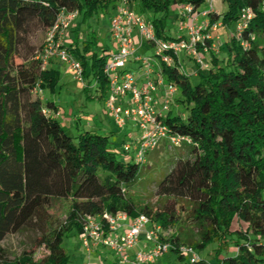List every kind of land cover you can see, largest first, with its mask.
I'll use <instances>...</instances> for the list:
<instances>
[{
    "label": "trees",
    "instance_id": "trees-1",
    "mask_svg": "<svg viewBox=\"0 0 264 264\" xmlns=\"http://www.w3.org/2000/svg\"><path fill=\"white\" fill-rule=\"evenodd\" d=\"M120 1L0 0V242L35 220L43 230L38 241L49 250L42 260L34 258L33 249L10 259L0 248V264H71L65 237L81 234L88 214L144 213L166 228L181 209L198 228L199 238L191 247L198 253L212 243L216 247L212 259L199 253L192 262L180 251V234L174 233L170 251L178 264H264V0H224L223 12L210 8V0H128L138 13L154 14L148 19L162 39H173L166 27L176 6L207 9L210 21L221 20L225 26L237 24L247 8L253 13L242 38L234 30L226 41V60L212 52L208 68L196 60L194 68L177 59L162 63L166 80L177 85L185 107L183 113L172 107L166 123L191 143L184 144L187 156L178 157L158 184V194L182 203L161 211L139 207L128 195L145 165L117 150L111 133L82 129L72 136L58 118L44 113L54 103L34 93L38 82L55 92L60 71L52 64L42 67L36 57L42 46L33 45L32 35L53 26L64 8L77 11L86 23L95 14L112 16ZM77 27L67 46L83 64L88 79L84 89L94 84L97 95L107 97L109 49H98L96 32L80 41ZM199 50L203 55L202 45ZM53 198L68 200L70 209L66 220L47 232V207Z\"/></svg>",
    "mask_w": 264,
    "mask_h": 264
},
{
    "label": "built area",
    "instance_id": "built-area-1",
    "mask_svg": "<svg viewBox=\"0 0 264 264\" xmlns=\"http://www.w3.org/2000/svg\"><path fill=\"white\" fill-rule=\"evenodd\" d=\"M209 7L213 8V5L209 4ZM181 8L182 34L176 39L158 37L154 23L138 13L128 0L120 1L110 20L111 37L116 49L109 50L106 56L105 72L109 76L110 87L105 105L121 127L130 121L138 126L139 136L126 141L122 151L134 156L142 165H146L150 152L163 142L169 150L191 143L190 137L174 131L166 123V116L172 109L178 87L166 80L162 63L170 65L176 59L180 60V53H184L194 58L202 68H208L209 62L204 59L199 46L208 48V40H214V33L224 26L221 20L210 21L207 9L195 11L191 4H185ZM78 16L77 11L62 9L54 25L48 28L46 41L36 57L43 68L49 66L53 59L69 64L75 77L83 82V64L64 41ZM201 16L205 18L202 21ZM252 17L250 8L243 11L235 30L239 38H242L243 30ZM142 43L156 46V55L160 59L138 53V46ZM249 44L246 40L242 41L243 46L247 47ZM131 61L138 62V73L127 67ZM34 93L44 100V89L40 82L34 87ZM43 111L55 118L61 115L54 107H45ZM150 223L152 227L149 228ZM142 232L154 242V246L149 250L136 251L132 258L128 249L139 243ZM160 232L161 226L153 223L147 214L131 217L125 211H105L101 215H86L81 235L87 248L102 244L117 251L121 264H152L172 247V242L163 240ZM180 251L192 262L199 258V253L191 246L181 245Z\"/></svg>",
    "mask_w": 264,
    "mask_h": 264
},
{
    "label": "rangeland",
    "instance_id": "rangeland-1",
    "mask_svg": "<svg viewBox=\"0 0 264 264\" xmlns=\"http://www.w3.org/2000/svg\"><path fill=\"white\" fill-rule=\"evenodd\" d=\"M209 4H212L213 9L219 12H223L227 8V2L224 0H212L209 1ZM172 10L173 14L170 16L166 32L173 39H176L182 34V31H180L182 20L178 17L179 11L175 7H173ZM143 15L146 18L154 17V14L149 12H144ZM110 20V14L105 13L95 14V16L86 23H83L77 18L64 40L66 45L72 42V37H74L75 29L78 24L79 27L77 28L80 30V41L87 38L92 32H96L99 35L98 49L100 51L103 47L109 50H115L116 46L112 41L110 32ZM230 26L233 31L237 28L236 23H232ZM47 33L48 29H40L32 35L31 40L36 48L44 44ZM216 33H214V40H212V44L208 46V48L205 49V46H202L205 49L204 52L207 53V59H205L207 61H210L212 52L219 56L220 60H226L227 57L226 48L224 47L227 37L223 38L222 34H220V38H217L215 35ZM231 35L230 32V36ZM107 52L108 51H106V53ZM156 52L157 47L151 46L146 54L159 60L160 58L156 55ZM180 60L186 67H191L192 65L196 67L195 59L186 56L184 53H180ZM54 66L60 71V82L55 92L44 89V101L48 99L54 100V106L61 112L58 119L66 131L72 136L77 135L78 129L75 125L76 119H79V124L85 125L89 123L101 133H111L110 139L113 146L122 152L124 143L129 141L132 135L139 133L138 126L131 121V123L127 122L123 127L118 125L114 116L106 108V97L100 98L97 95L98 93L94 84L91 85L89 91H86L84 86L88 83L87 78L84 77L83 82L79 81L75 77L69 64L65 62L59 61L55 63ZM133 71L138 73V70ZM192 79L194 80L195 76H193ZM180 97L181 92L179 91L174 97L172 106L174 113H183L185 110V107H183L179 101ZM71 120L73 123L70 125L67 121L72 122ZM163 144L166 143L163 142L161 146H158L150 152L148 155V162L143 168L141 178L127 189L128 195L132 197L137 206L143 207L149 205L155 211H161L165 206L171 205L180 207L182 201L158 194V184L167 174L173 163L176 162L178 157L187 156L188 154L185 145L174 150H169L167 145L165 147ZM183 203L188 206L187 202L183 201ZM69 209L70 202L68 200L53 198L50 205L47 207L48 217L45 230L48 232L51 228L62 224L67 218ZM178 215V219H175L174 224L171 226L165 228L160 225V235L163 240L171 242L173 234L179 233L182 244L191 246L190 243L199 238L198 228L196 225L189 224L186 220V212L184 210L181 209ZM153 223H155V221ZM148 226H151V223ZM42 232L43 230L36 225V221L34 220L26 224L20 231L9 234L0 242V248L4 251L6 257L10 259L19 256L26 249H33L35 251L34 258L36 260H42L49 254V250L44 245H40L38 241ZM153 244L154 242L147 239L146 233L142 232L139 243L135 247L129 248L128 252L130 256L134 258L136 251L146 250L147 247H151ZM64 245L71 255V264H121L117 251L102 244L91 245L87 248L83 243L81 234H76L74 232L68 234L65 237ZM215 247L216 243H212L199 253L202 257L212 259L213 256L211 253ZM175 258L176 254L173 251H169L161 256L157 262L152 264H178L179 261Z\"/></svg>",
    "mask_w": 264,
    "mask_h": 264
},
{
    "label": "crops",
    "instance_id": "crops-1",
    "mask_svg": "<svg viewBox=\"0 0 264 264\" xmlns=\"http://www.w3.org/2000/svg\"><path fill=\"white\" fill-rule=\"evenodd\" d=\"M178 11H179V14H178V16H180V13H181V11H182V8H181V6H176L175 7ZM205 18L204 17H200V20L202 21V20H204ZM224 28V29H223ZM222 29V30H221ZM220 30H221V32H220V30L215 34L216 35V37L217 38H220V34H222V36H223V38H226L227 37V40L229 39V37H230V32H231V34H232V32H233V29H232V27L231 26H224V27H222ZM220 32V33H219ZM71 36H72V34H71ZM73 38V37H72ZM226 40V41H227ZM106 48V47H105ZM150 49V46L147 44V43H142V44H140L139 46H138V53H147L148 52V50ZM203 56H204V58L205 59H207V53L206 52H204L203 51ZM57 62H59L57 59H53V61L51 62L52 63V65L54 66V64L55 63H57ZM127 67L130 69V70H138L139 69V64H138V62H136V61H131V62H129L128 63V65H127ZM190 67V66H189ZM190 68H194V65H192ZM48 100H50V101H52L53 103H54V100L53 99H48ZM55 109H57V107H54ZM79 119H76V128L78 129V132L80 131V130H82V129H95L92 125H90L89 123L88 124H85V125H83V124H79V121H78ZM72 121V120H71ZM67 123L68 124H72L73 123V121L72 122H70V121H67ZM129 123H131V122H129ZM139 136V133H136V134H134V135H132V137H131V139H135V138H137ZM161 146V145H160ZM163 146H165L166 147V144H163ZM185 152V151H184ZM123 154V153H122ZM125 157H127V155H125V154H123ZM149 228L150 227H152V226H148ZM154 246V244L151 246V247H147V249L146 250H149V249H151L152 247Z\"/></svg>",
    "mask_w": 264,
    "mask_h": 264
}]
</instances>
